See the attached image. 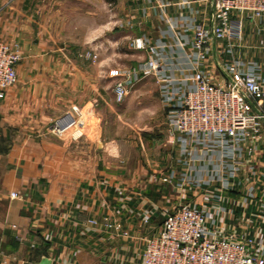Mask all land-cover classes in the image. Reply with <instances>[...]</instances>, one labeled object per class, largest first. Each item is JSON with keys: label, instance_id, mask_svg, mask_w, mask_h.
I'll return each mask as SVG.
<instances>
[{"label": "crops", "instance_id": "crops-1", "mask_svg": "<svg viewBox=\"0 0 264 264\" xmlns=\"http://www.w3.org/2000/svg\"><path fill=\"white\" fill-rule=\"evenodd\" d=\"M109 2L0 0V39L18 42L22 53L18 82L0 98V264H141L143 240L167 214L188 204L215 212L217 184L178 189L156 181L176 167L177 146L154 79L141 78L122 102L110 93ZM112 2L119 40L173 42L167 19L182 10L170 8L166 19L144 14L135 0ZM200 9L201 21L211 18L209 1ZM249 33L248 44L264 48V30ZM68 34L83 41L66 42ZM133 51L136 69L147 54ZM249 56L264 62V49ZM74 107L91 111L95 133L53 135L52 122ZM253 164L264 174L263 158ZM246 195L245 186L226 193L217 227L262 239L264 187L248 203Z\"/></svg>", "mask_w": 264, "mask_h": 264}, {"label": "built area", "instance_id": "built-area-1", "mask_svg": "<svg viewBox=\"0 0 264 264\" xmlns=\"http://www.w3.org/2000/svg\"><path fill=\"white\" fill-rule=\"evenodd\" d=\"M135 1L146 15L153 9L167 19L172 7L183 14L167 19L172 43L132 41V49L147 58L115 85L116 100L122 102L141 78L152 77L177 146L176 167L156 181L178 189L218 185L214 214L193 204L167 214L159 231L143 240L141 264H264V238H237L217 227V217L227 213L226 193L245 186L248 203L256 187H264V174L253 164L256 157L264 159V62L249 56L264 48L247 42L252 29L257 35L264 30V0H207L212 16L202 21L204 0ZM21 59L17 42L0 39V98L18 82ZM95 128L91 111L74 107L52 122L50 132L80 139Z\"/></svg>", "mask_w": 264, "mask_h": 264}, {"label": "rangeland", "instance_id": "rangeland-1", "mask_svg": "<svg viewBox=\"0 0 264 264\" xmlns=\"http://www.w3.org/2000/svg\"><path fill=\"white\" fill-rule=\"evenodd\" d=\"M109 3H110V13H109V26H110L109 30L110 31H109V35H108V43L107 44L109 46L108 55H109V57L113 58V62L110 61V71H109V78H110L109 91L111 93V91L114 89L115 85L118 82L125 80L127 78V74L130 71L134 70L133 67L131 68V66H133V62H134V60L132 59L133 58L132 56L134 55V53H133L134 51L132 49L131 44H132V41L137 37H135V38L134 37H128L127 39L119 40V35L116 33L115 28L118 26H121V24H119V22H118L115 4L112 2V0H110ZM80 37L81 36H75V35L68 34L67 36H65V39L67 40L66 42H69V39H71V41H73V42L83 41V40H81ZM82 37L84 38V36H82ZM257 38H258V36H257ZM100 41H101L100 35L93 36V42L94 43L100 44ZM14 42H9V43H14ZM118 55L120 56L121 59H119V57H117ZM117 63H123L124 65H126V67L124 69H121V68L118 69L116 67ZM211 74L217 75L218 73L216 72L215 69H213ZM118 78H119V80H116ZM263 109H264V101H263ZM261 140L264 142V131H263V135H262Z\"/></svg>", "mask_w": 264, "mask_h": 264}]
</instances>
